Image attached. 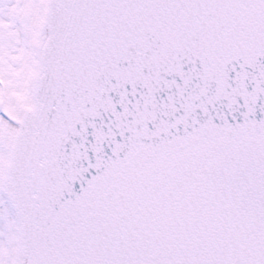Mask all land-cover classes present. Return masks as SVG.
Instances as JSON below:
<instances>
[{
    "label": "snow or ice",
    "instance_id": "6c2138e0",
    "mask_svg": "<svg viewBox=\"0 0 264 264\" xmlns=\"http://www.w3.org/2000/svg\"><path fill=\"white\" fill-rule=\"evenodd\" d=\"M0 264H264V0H0Z\"/></svg>",
    "mask_w": 264,
    "mask_h": 264
}]
</instances>
